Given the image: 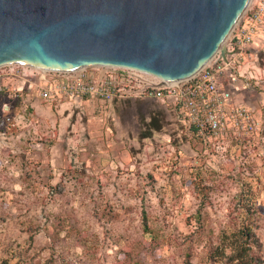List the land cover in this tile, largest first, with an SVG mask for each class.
Returning a JSON list of instances; mask_svg holds the SVG:
<instances>
[{"label": "rangeland", "instance_id": "obj_1", "mask_svg": "<svg viewBox=\"0 0 264 264\" xmlns=\"http://www.w3.org/2000/svg\"><path fill=\"white\" fill-rule=\"evenodd\" d=\"M256 56L257 85L232 91L256 130L237 138H197L160 100L55 107L0 79V264H264Z\"/></svg>", "mask_w": 264, "mask_h": 264}, {"label": "water", "instance_id": "obj_2", "mask_svg": "<svg viewBox=\"0 0 264 264\" xmlns=\"http://www.w3.org/2000/svg\"><path fill=\"white\" fill-rule=\"evenodd\" d=\"M251 0H0V67L129 68L166 83L210 61Z\"/></svg>", "mask_w": 264, "mask_h": 264}, {"label": "built area", "instance_id": "obj_3", "mask_svg": "<svg viewBox=\"0 0 264 264\" xmlns=\"http://www.w3.org/2000/svg\"><path fill=\"white\" fill-rule=\"evenodd\" d=\"M263 22L264 0H251L230 33L224 53L215 54L192 77L172 85L160 86V80L150 74L111 66L51 71L6 65L0 67V79H23L30 87L35 86L38 96L48 103L75 98L97 99L108 105L128 99L160 100L170 106L178 121L189 125L188 130L197 138L246 137L256 130L253 112L233 103L231 90L222 86V80L228 76L233 81L242 78L244 50L252 44ZM17 66L26 69L19 71ZM243 83L249 88L248 81Z\"/></svg>", "mask_w": 264, "mask_h": 264}, {"label": "crops", "instance_id": "obj_4", "mask_svg": "<svg viewBox=\"0 0 264 264\" xmlns=\"http://www.w3.org/2000/svg\"><path fill=\"white\" fill-rule=\"evenodd\" d=\"M264 45V22L262 25H260L257 29V33L253 39V42L252 44H250L249 46L246 47V49L244 50V54H243V59H242V64L241 65V76H244V78L246 79H251V82H253L254 85H257V82L256 81H253L252 79L255 78V74L256 72H259V68L258 66L256 65V62H254V60L257 58L256 56V51L259 50L262 46ZM249 56V58L251 59V66L250 65H245L243 63V61L246 59V57ZM228 78V81H226L224 84L222 83V86L223 87H228L230 90H231V93L232 91H234L233 87L234 85H236L237 83V86H236V91H239V84H238V81H242L240 78L239 79H236V80H231V77H227ZM228 82V83H227ZM30 87V85H29ZM31 88V87H30ZM242 88V87H241ZM244 88H242L243 90ZM43 100V99H42ZM83 100H87L86 98H75L73 100H66V101H62V102H57V103H48L46 102L48 105H54L55 107L56 106H61V105H64V104H69V105H72V103H82ZM88 100H91V99H88ZM132 100V99H130ZM233 100V103L234 104H242L241 102L239 101H236L234 99ZM100 101V100H99ZM102 102V101H100ZM162 102V101H160ZM161 105L163 106L164 108V111L165 113H170L173 115V112L172 110L170 109V106L164 104V103H161ZM244 105V104H242ZM246 106L248 107L249 105L246 104ZM249 109L252 108V107H248ZM253 109V108H252ZM252 109H250L252 111ZM174 116V115H173Z\"/></svg>", "mask_w": 264, "mask_h": 264}, {"label": "bare ground", "instance_id": "obj_5", "mask_svg": "<svg viewBox=\"0 0 264 264\" xmlns=\"http://www.w3.org/2000/svg\"><path fill=\"white\" fill-rule=\"evenodd\" d=\"M226 39H228V37H227ZM226 39L224 40V42L226 41ZM224 42H223V43H224ZM223 43H222V45H223ZM222 45L220 46V48L222 47ZM217 52H218V51H217ZM217 52H216V53H217ZM216 53H215V54H216ZM215 54H214V55H215ZM207 63H208V62H207ZM203 67H204V66H203ZM175 83H177V82H174V83H166V84H167V85H172V84H175Z\"/></svg>", "mask_w": 264, "mask_h": 264}]
</instances>
